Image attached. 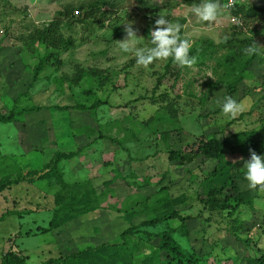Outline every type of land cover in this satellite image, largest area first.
Masks as SVG:
<instances>
[{
	"label": "rangeland",
	"instance_id": "374dc122",
	"mask_svg": "<svg viewBox=\"0 0 264 264\" xmlns=\"http://www.w3.org/2000/svg\"><path fill=\"white\" fill-rule=\"evenodd\" d=\"M95 1L0 0V115L17 114L14 122H0V182L6 184L0 192V262L11 249L29 257V264H42L88 247L119 242L130 226L152 217L144 205L152 207L160 196L184 198L176 209L192 217L187 222L189 237L176 234L175 238L203 264H244V259L260 255L264 252V191L251 188L245 179L244 164L250 155L240 153L235 135L264 130V62L256 61L247 72L233 97L242 108L229 118L218 103L227 90L217 84L214 63L188 69L174 89L173 80L167 79L154 93L166 60L138 65L134 53H124L117 44L125 40L126 28L131 26L142 38L136 47L151 46V21L160 14L173 24L186 20L180 35L192 46L201 39L218 44L223 38L249 37L233 28L236 24L231 21L228 1L220 0L223 12L217 21L205 22L193 12L199 0H105L108 5H102L94 18L62 29L74 46L52 58L34 80L45 50L27 49L21 37L52 22L67 6L77 9ZM234 1L264 8V0ZM78 70L104 74L93 84L87 79L79 86L62 81ZM166 92L177 98L174 121L162 108L167 105L161 100ZM97 100L104 104L96 110H60L77 104L89 107ZM37 107L41 110L33 111ZM166 131L174 132L167 143L161 137ZM201 136L226 142L229 161L240 172L236 181L240 191L254 199L252 207L243 206L234 216L243 222L241 237L252 239L249 246L230 234L233 219L227 212L210 213L200 202L206 193L201 184L211 177L217 163L200 157L181 165L169 159L170 148L183 149L186 140L193 144ZM58 152L77 153L74 159L58 164L68 183L92 181L99 193H107L96 212L45 233L60 187L55 180L39 177ZM35 172L39 176H30ZM113 177L118 181L106 187ZM215 185L222 186L217 181ZM228 189L225 192L231 196ZM132 212L137 215L130 217ZM170 225L179 228L181 222Z\"/></svg>",
	"mask_w": 264,
	"mask_h": 264
},
{
	"label": "trees",
	"instance_id": "16d2710c",
	"mask_svg": "<svg viewBox=\"0 0 264 264\" xmlns=\"http://www.w3.org/2000/svg\"><path fill=\"white\" fill-rule=\"evenodd\" d=\"M105 4L108 5L105 0H98L82 4L77 9L74 6H67L57 13L52 22L44 27H35L21 37L20 40L27 49L32 50L37 46L45 50L44 55L39 58L34 80L37 79L40 72L52 58H58V54L62 50H68L74 46V40L71 38L66 39L62 29L65 27L72 28L74 25L83 24L85 21L94 18L100 12L101 6ZM75 12H79V14L76 15ZM231 15L239 17L241 20L233 28L238 32L248 34L249 37L223 38L218 44L210 39L198 40L190 51V55L196 57V63L192 66L180 67L173 63L171 58L166 60L164 71L157 78L154 93L165 85L167 79L173 80L171 88L174 89L188 69L206 67L210 62L214 63L212 73L217 79V84L226 87L227 96L234 97L238 93L240 85L245 81L247 72L254 63L258 60L264 62V49L262 48L259 49L256 55L248 56L244 54V49L253 41L260 46L259 38L263 37L260 35L264 32V22H261L260 25L259 21L261 17L264 18V8L235 4L231 10ZM151 22L153 23L151 28H153L155 20ZM185 24L186 20H183L181 26L183 27ZM103 74L102 71L98 70H78L74 77H63L62 81H68L72 86H79L84 79H87L88 82L93 84ZM210 84L213 85V83ZM190 95L194 97L193 93ZM161 100L167 104L162 108L168 113L170 120H176L175 102L177 98H173L172 95L166 92L161 95ZM155 102H157L156 99ZM102 104H104L102 101L97 100L89 107L77 104L72 107H61L60 110L91 111L98 109ZM40 110L39 107L33 109V111ZM16 115L15 111H12L9 115H0V122L4 124L14 122ZM173 133L166 131L161 133V137L167 143ZM187 138L190 139L189 136ZM235 138L241 154L251 156V151L254 150L258 155H264V130L241 132L236 134ZM109 140L118 144V141L114 139ZM76 156L77 153L74 152L56 153L50 163L46 165L43 175L39 177V180L47 182L55 180L60 187L55 194V209L49 222V228L44 231L45 233L58 230L101 208L100 202L103 196L106 195V191L99 193L92 181L70 184L65 180L63 171L58 167L61 161H69ZM200 157L217 163L211 177L205 179L201 184L206 187V193L205 197L200 199V202L204 205L205 210L210 213L218 212L222 214L227 212L228 218L233 219L229 229L230 234L238 242L249 246L252 239L241 237L239 232L243 229V222L234 216L238 214L241 207H252L254 199L249 192L240 191L236 182L237 174L240 172L229 161L226 142L216 137L201 136L193 144L186 140L183 149H169V159L181 165H189ZM30 176L39 175L35 172ZM118 179V177H113L105 183V186H113ZM216 181L221 183L222 186L217 187L215 185ZM5 186V182H0V192H3ZM228 188L233 192L231 196L227 195ZM257 189L264 191V187L258 186ZM183 202H185L184 198L172 199L169 196H160L154 201L152 207L144 205L145 209L152 213V217L139 225L130 226L121 234L119 242L88 247L67 256L51 258L42 264H203L202 259L197 254L188 253L175 238L176 234L184 238L189 237L187 222L192 217L183 216L176 209ZM135 215L137 213L132 212L129 216L134 217ZM171 221H179L181 226L173 228L170 225ZM160 227L164 228L159 230ZM156 241L159 242L158 246L153 245V242ZM0 264H29V257L21 256L17 249H11L4 255ZM244 264H264V252L258 256L244 259Z\"/></svg>",
	"mask_w": 264,
	"mask_h": 264
},
{
	"label": "clouds",
	"instance_id": "9594fccd",
	"mask_svg": "<svg viewBox=\"0 0 264 264\" xmlns=\"http://www.w3.org/2000/svg\"><path fill=\"white\" fill-rule=\"evenodd\" d=\"M194 14L205 22L217 21L222 15L223 6L220 0H199L193 5ZM180 24H173L160 14L155 20V26L150 31L149 43L151 46L136 47L138 38L133 27L126 28V38L123 42H117L124 53L133 52L138 65L148 66L155 61L168 60L180 67L192 66L196 63V57L190 55L191 41L182 38ZM261 47L255 41L244 49V54L248 56L256 55ZM220 103L221 111L229 118L234 117L241 110L242 104L231 96H226ZM245 179L251 188L264 187V155H258L251 151L250 159L245 164Z\"/></svg>",
	"mask_w": 264,
	"mask_h": 264
},
{
	"label": "built area",
	"instance_id": "2783aa9c",
	"mask_svg": "<svg viewBox=\"0 0 264 264\" xmlns=\"http://www.w3.org/2000/svg\"><path fill=\"white\" fill-rule=\"evenodd\" d=\"M227 1H228L227 8H228V10L230 11V14H231L232 8L235 6V4H238V3L236 1H234V0H227ZM75 14L78 15L79 12H75ZM231 21L233 23H235V24H238V23H240L241 20H240L239 17L232 16ZM259 45H260V47L262 49H264V36L259 38Z\"/></svg>",
	"mask_w": 264,
	"mask_h": 264
}]
</instances>
